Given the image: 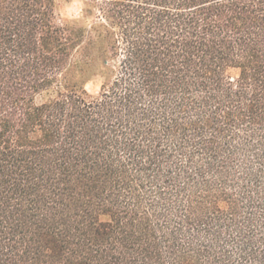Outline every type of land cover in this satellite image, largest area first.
Returning <instances> with one entry per match:
<instances>
[{
    "label": "trees",
    "instance_id": "1",
    "mask_svg": "<svg viewBox=\"0 0 264 264\" xmlns=\"http://www.w3.org/2000/svg\"><path fill=\"white\" fill-rule=\"evenodd\" d=\"M71 1L0 0V264H264V0Z\"/></svg>",
    "mask_w": 264,
    "mask_h": 264
},
{
    "label": "rangeland",
    "instance_id": "2",
    "mask_svg": "<svg viewBox=\"0 0 264 264\" xmlns=\"http://www.w3.org/2000/svg\"><path fill=\"white\" fill-rule=\"evenodd\" d=\"M82 9L83 4L80 1L73 0L68 3H60L58 12L62 20H74L81 17ZM230 74L234 76L236 75V71H231ZM102 81L103 79L101 77H95L91 82L86 85V89L90 93H96L99 90ZM37 100L41 101L42 97L39 96Z\"/></svg>",
    "mask_w": 264,
    "mask_h": 264
}]
</instances>
